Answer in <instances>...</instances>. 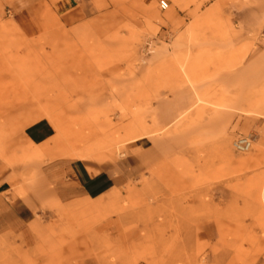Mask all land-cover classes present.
<instances>
[{
  "label": "rangeland",
  "instance_id": "rangeland-1",
  "mask_svg": "<svg viewBox=\"0 0 264 264\" xmlns=\"http://www.w3.org/2000/svg\"><path fill=\"white\" fill-rule=\"evenodd\" d=\"M160 1L0 0V264H264V0Z\"/></svg>",
  "mask_w": 264,
  "mask_h": 264
},
{
  "label": "crops",
  "instance_id": "crops-1",
  "mask_svg": "<svg viewBox=\"0 0 264 264\" xmlns=\"http://www.w3.org/2000/svg\"><path fill=\"white\" fill-rule=\"evenodd\" d=\"M72 171V180H75V184L79 186L84 195H91L92 190L102 193L107 188L116 185L117 179L114 180L112 177L100 176V179H94L92 173L80 164L73 165ZM7 172L6 168L0 169V233L32 221L39 207L37 202L41 201V198H36L35 193H32L30 198L35 200H27L28 202L13 195L14 191L9 185L8 179H4Z\"/></svg>",
  "mask_w": 264,
  "mask_h": 264
},
{
  "label": "built area",
  "instance_id": "built-area-1",
  "mask_svg": "<svg viewBox=\"0 0 264 264\" xmlns=\"http://www.w3.org/2000/svg\"><path fill=\"white\" fill-rule=\"evenodd\" d=\"M159 7L162 10H165L168 7V3L165 0H161L159 2ZM250 140L246 137H240L237 140L234 141V148L236 151L243 152L247 151L250 148Z\"/></svg>",
  "mask_w": 264,
  "mask_h": 264
}]
</instances>
